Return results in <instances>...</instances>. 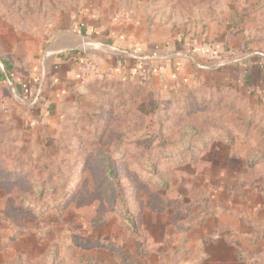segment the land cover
Here are the masks:
<instances>
[{
  "label": "rangeland",
  "instance_id": "374dc122",
  "mask_svg": "<svg viewBox=\"0 0 264 264\" xmlns=\"http://www.w3.org/2000/svg\"><path fill=\"white\" fill-rule=\"evenodd\" d=\"M108 31L188 77L137 98ZM55 39L91 67L45 118L6 84ZM0 69V264H264V0H0Z\"/></svg>",
  "mask_w": 264,
  "mask_h": 264
},
{
  "label": "crops",
  "instance_id": "0c3cea01",
  "mask_svg": "<svg viewBox=\"0 0 264 264\" xmlns=\"http://www.w3.org/2000/svg\"><path fill=\"white\" fill-rule=\"evenodd\" d=\"M92 26L94 27V25ZM91 31L89 26H81L79 30H74L72 34L63 37L60 42L72 44L78 41V34L91 33ZM96 32L93 36L97 34ZM114 35L108 31L106 34L108 42L93 44L104 46L107 54L101 64L106 67L108 72L123 81L124 84L129 85L132 92L137 95L141 94L137 98L143 99L144 94L156 93L166 86L176 88L179 85L176 83L179 81L178 79L188 77L186 75L189 72L187 63L190 61L186 54L170 52L156 44L154 46L146 44L141 48L131 41L123 40V37ZM57 40H53L52 47L46 53L47 57L52 58L50 60L48 58L46 70L42 69L39 77L35 74L29 75L22 80V84H18L17 81H15L16 84H6L11 89L13 96L28 106V110L36 104V110L45 118L50 112L51 103H57L64 93L70 91L73 86L75 87L82 73L83 56L80 60L78 59L79 54H67L68 51L75 50L76 47L64 48L61 47L62 44L57 46L55 44ZM248 78L249 76H247V81ZM2 79L0 69V82ZM13 86H17L16 89ZM58 95H60L59 98ZM146 96L148 97V95ZM12 103V99L0 98V108H6L7 112L21 107L17 103L13 108Z\"/></svg>",
  "mask_w": 264,
  "mask_h": 264
},
{
  "label": "trees",
  "instance_id": "16d2710c",
  "mask_svg": "<svg viewBox=\"0 0 264 264\" xmlns=\"http://www.w3.org/2000/svg\"><path fill=\"white\" fill-rule=\"evenodd\" d=\"M93 32H95L94 30H93ZM67 54H79V58L78 59H80L81 60V58H82V53L80 52V51H78V50H70V51H68L67 52ZM113 183L115 184L116 183V180H113ZM128 221V220H127ZM127 224H129V225H131V227H133L132 226V223L129 221V222H127ZM134 230V229H133Z\"/></svg>",
  "mask_w": 264,
  "mask_h": 264
},
{
  "label": "built area",
  "instance_id": "2783aa9c",
  "mask_svg": "<svg viewBox=\"0 0 264 264\" xmlns=\"http://www.w3.org/2000/svg\"><path fill=\"white\" fill-rule=\"evenodd\" d=\"M83 64H84V66H83ZM82 66H83L84 70H89L91 67L89 64H85V63H82Z\"/></svg>",
  "mask_w": 264,
  "mask_h": 264
}]
</instances>
